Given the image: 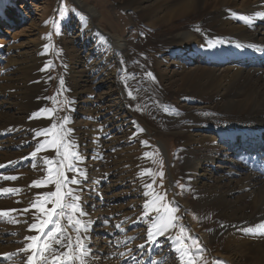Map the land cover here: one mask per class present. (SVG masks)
Instances as JSON below:
<instances>
[{
	"label": "bare ground",
	"instance_id": "6f19581e",
	"mask_svg": "<svg viewBox=\"0 0 264 264\" xmlns=\"http://www.w3.org/2000/svg\"><path fill=\"white\" fill-rule=\"evenodd\" d=\"M75 1L92 14L91 27L79 29L73 37L82 45L84 56L68 65L69 87L63 86L70 96L64 128L72 130V150L81 157L77 167L87 177H77L80 185H69L81 197V234L91 252L85 264H186L189 257L181 261L178 242L169 238L176 236L175 228L158 242L146 243L151 219H139L143 205L158 207L165 199L182 209L180 224L203 245L199 253H190L197 264H264V0H116V7L132 11L129 15L135 24L139 20L154 29L147 43L159 45V57L153 60L155 72L144 80L133 72L142 44L135 47L116 26L105 31L99 25L103 11L85 0ZM10 3L19 4L18 0ZM26 6L29 3L23 2L22 8ZM8 16L7 0H0V20ZM206 38H212L216 47L208 49ZM5 40L0 37V58L11 49ZM50 59L39 57L36 66L28 61L10 77L8 65L18 66L17 60L10 56L8 63L0 65V165H7L0 168V176L18 177L0 180V190L19 189L12 195H0V264H24L26 255L32 253H18V249L31 243L25 237L40 234L29 226L45 218L38 208L26 213L12 210L31 208L37 196L35 187L27 183L39 175L43 157L58 159L47 145L35 158V168L33 160L26 159L39 143L35 134L53 123L58 131L63 120L52 106L42 118L30 119L45 105L50 78L42 69ZM131 83L137 86L132 88ZM105 84L107 91L94 98L98 86ZM176 96L179 106L171 107L167 98ZM77 111L87 115L84 125L82 119L70 117ZM126 125L131 126L130 132L123 129ZM148 129L174 137L181 149L180 161L168 164L167 196L148 175L153 173ZM40 137L41 142L54 138L51 133ZM229 145L234 146L233 155L227 150ZM139 148L144 154H136ZM118 152L130 161L124 167L133 164L132 168L122 171L113 159ZM180 177L188 188L184 196L176 187ZM53 191L54 184L40 187L39 199L46 200V194ZM118 196L127 203L120 204ZM157 196L162 199L152 204ZM46 207H52L50 200ZM192 210L201 212L199 220L192 217ZM105 219L108 224L103 223ZM61 223L66 226V219ZM68 231L75 241L77 233ZM140 244L146 247L141 250ZM48 264H54L51 256Z\"/></svg>",
	"mask_w": 264,
	"mask_h": 264
},
{
	"label": "rangeland",
	"instance_id": "374dc122",
	"mask_svg": "<svg viewBox=\"0 0 264 264\" xmlns=\"http://www.w3.org/2000/svg\"><path fill=\"white\" fill-rule=\"evenodd\" d=\"M85 1L89 4L98 6L99 9L103 11L104 15H102L99 22V25L103 29L106 28L107 30H109V26L111 27L116 26V29L118 31L126 35H129L130 40L134 42V46L135 44L138 43L142 44L143 47L141 46H139L140 48L137 47L139 48L140 54H139V60H135V62L137 63L136 68L133 69L135 75H139L143 78L145 75H147V73L155 72V65L153 64V60H157L159 57L157 55V51L159 50L157 47L159 45L158 46H155L153 44L148 45L147 43L148 37L155 34L153 27L147 25L146 23H142L139 20L138 21L136 20V24H135V20H133L129 15L132 13V11L130 9L124 10L121 7H116L115 6L117 4L116 0H85ZM23 2H28L29 6L22 8ZM18 3H19L18 6L17 5L14 6L12 3H10V0H7L9 16L5 18L4 21L0 20V37H4L6 39L5 43L3 42L6 45V47H11L10 50H6L2 53L0 58V65L4 66L6 63H8L10 56H12L14 62L15 60H17V62L19 63L18 66L15 67L14 65H8L10 68H12L10 70L8 69L7 77H10L12 72L17 74L18 72L22 71V69L25 68V65L27 64L28 61H33L34 65L36 66L39 64V57L50 56L51 59L48 60L47 69H46L48 71L50 80L47 86V93L44 96L45 105L47 106L44 105L42 109H46V108L51 109L50 106L57 107L58 115L60 117H63L64 114L66 113V105L70 101V96L67 90L63 91V86H65V89L69 87L68 78L71 75H69L70 73H69L68 65L72 64L74 59L78 58L77 60H79V58L82 59V57L84 56V53H82L83 51L82 45L75 42L73 40V37H75L78 34L79 29L85 30L90 20L92 19L91 16L92 14L88 11V9H86V7L81 6L75 0H18ZM212 6L213 5H209V7ZM190 21L195 22L196 19H190ZM6 30H10V32L12 31V34H10V32L7 33ZM146 31L147 33H145ZM60 34L65 35L64 38L65 42L60 38ZM55 39L57 40L55 41ZM206 39L210 40L208 41L209 44H213L212 38H206ZM45 45H47V50H45L44 47ZM105 46L108 47L109 43H106ZM144 46L146 47L144 48ZM14 62L12 61V64H14ZM87 62H89V59ZM121 62H125V60L123 59V61L121 60ZM117 64L118 66H120L119 62H117ZM222 65H227V64H222ZM14 68L15 70H13ZM122 73H123V67L121 66L120 75ZM61 80H63L62 84H61ZM121 80L125 81L126 78H121ZM148 80L149 79L147 78V81ZM145 84L146 83H144V85ZM129 86L135 88L137 85L131 83ZM104 90L107 91V84L103 86L99 85L94 98L100 96L99 94L104 92ZM169 98H167V103L171 107L177 108L180 102L179 98L177 96L174 98L173 97H169ZM97 104L99 105L98 101H96V105ZM104 104L105 102L103 103V105ZM89 106H92V104H90ZM100 109H102L100 110V112L104 113L103 108ZM77 112H78L77 114L76 113H74L73 115L71 114L70 117H72V119L73 117L82 119L83 120L82 125H84L85 122L84 120L87 118V115H85L81 111H77ZM88 112L89 111H86V113ZM140 123L144 126L142 122ZM126 126H125L126 128L123 129L125 130L129 128L127 132H130L131 126L130 125H126ZM80 130L83 131L82 128H80ZM137 130L138 128H135V131ZM27 136L29 137L31 136V134H28ZM34 139H36L39 143L41 142V137L40 136L37 137L36 134ZM85 139H87V137ZM122 140H121V142H123L122 144H124L126 140L128 141L127 143L129 144V146L132 144L127 138L125 141ZM146 141L149 142L150 146L153 147V151H152L153 157L150 159V161L153 166L152 169L154 174V180L158 187V191L167 196L168 189L165 179L167 178V173L169 168L168 164L169 161L171 164L172 163L175 164L178 161H180L181 149L179 145L176 144L177 142L174 137L170 135L162 136L156 134L154 131H149V129H148ZM106 143L109 144L108 142ZM233 147H234L233 145L228 146L227 150L229 153L232 152ZM139 149L136 151V154L138 155L144 154L141 153L142 149L141 148ZM124 154L125 153L118 152L117 157L113 158L111 154H106L105 157L108 156L107 158L115 159L116 162L120 166H122V171H123L125 168L133 167V164L124 167V164L130 162L129 160H124L125 157L122 156ZM230 154L233 155L232 153ZM42 165L43 162L40 165L41 168H38V170H40L38 171L40 172L39 175L35 179L30 180L27 183V186L30 187V185L34 180H42L44 177L47 176L48 173L46 171V168L44 165H43L44 167ZM160 173H163V176H161ZM72 175L73 173L68 172L69 177H71ZM176 187L178 188V191L182 196L185 195V190L188 189L185 180L182 177H180L176 182ZM26 190L27 189L21 190V192H26ZM34 194L38 196L40 194V188H35ZM187 197H192V194L191 195L188 194ZM116 198L120 200V204L127 203V200L123 199L120 196ZM169 202H170L169 199H165V201H163V205L169 204V206H171V203ZM176 213L178 214L179 220L175 227V235L181 236V238L184 240L185 245L188 247L192 246L193 239L196 240L201 249L203 245H201L200 241H198L197 238H193L192 236H189V233L186 230V228L183 227V224H180V221L183 220L181 216L182 209L180 207H178V211ZM190 214L192 215V217L196 218V220H199V216L201 215V212H197V211L194 212V210H192ZM77 218L81 219V216H77ZM9 225L12 226L13 223L10 222ZM181 227L184 228L183 233L180 232ZM53 247L55 248L56 246L53 244ZM60 251L63 252L64 249H60ZM206 257L207 256H205V258ZM192 261H195V264H197L196 258H192ZM219 264H223V263L219 262Z\"/></svg>",
	"mask_w": 264,
	"mask_h": 264
},
{
	"label": "snow or ice",
	"instance_id": "6c2138e0",
	"mask_svg": "<svg viewBox=\"0 0 264 264\" xmlns=\"http://www.w3.org/2000/svg\"><path fill=\"white\" fill-rule=\"evenodd\" d=\"M47 23V22H45ZM47 50V45L44 46ZM216 44H208L207 48H215ZM47 65L45 66L46 70ZM151 76V73H147ZM63 80H61V84ZM131 95V93H129ZM51 111L49 109H40L39 111L33 113L30 119L42 118L43 113ZM207 115V113H205ZM68 117H63V120L59 124V130L57 129V124L53 123L51 128L43 129L42 132H37L36 136L44 135L47 137L50 133L54 138L46 139L44 142L38 143L36 149L32 151L26 159L33 160V167H36L35 158L38 153L45 149L46 145L55 150L58 159H50L48 157H43V165L46 168L47 176L42 180H34L30 187L40 188L47 185L55 186V191L47 193V199L41 201L39 195L36 201L31 205V208L26 209H16L12 211H17L20 213H26L32 211L33 209H39L41 214L44 215V219L39 221V224L32 223L29 226V230H37L39 235H30L25 237V240L31 241L26 247L18 249V253L27 254L31 252V255H26V260L24 264H48L49 256H51L54 264H85L87 257L91 255L90 250L86 247L85 238L81 234L80 226L84 223L81 219L75 218L77 216H83L84 213L79 206V201L81 197L77 194V189L69 185H80L82 181L78 179V176H82L85 179V173L77 167L78 162L81 157L76 151H73V145L70 139L71 129L65 130L64 124L67 123ZM141 131H143L141 129ZM145 155H148L145 153ZM7 165H0V168H5ZM67 172L73 173L71 177L66 175ZM148 175L153 178L154 174L149 172ZM163 176V173H160ZM18 177L14 175H3L0 176V180L4 181H15ZM147 188H151L152 184L145 185ZM19 189L12 187H5L0 190V195L7 194L12 195L18 192ZM148 196L149 193H145ZM162 199V197L157 196L152 204H155L156 200ZM51 201L52 207H46V204ZM171 203V202H169ZM144 212L139 218L140 220L151 219V224L147 227L146 233V243L154 244L158 242V238L161 236H168V234L176 227L179 217L176 216L178 211V206H169V204H164L158 207H152L149 203L143 205ZM35 219V217H34ZM66 219L67 225H62L61 221ZM138 222V221H137ZM104 224H108V219L103 221ZM49 225L52 227L49 228ZM117 229H121L120 224H116ZM73 229L77 235L75 241H73L68 229ZM47 229V230H46ZM122 230V229H121ZM249 232L252 229H248ZM180 232H184V228H180ZM178 242L177 251L180 252L181 261L184 260L185 256H188L186 264H193L192 257L190 253H199L201 251L198 242L193 239L192 246L188 247L185 245L184 240L181 236L169 237ZM129 239H135V237H130ZM40 242L39 244L37 242ZM53 244L56 246L53 247ZM139 249L143 250L146 245L140 244L137 246ZM60 249H64L63 252ZM14 254H8L10 258ZM120 256H124V253H120ZM135 258V257H133ZM153 264H158V262H153Z\"/></svg>",
	"mask_w": 264,
	"mask_h": 264
}]
</instances>
